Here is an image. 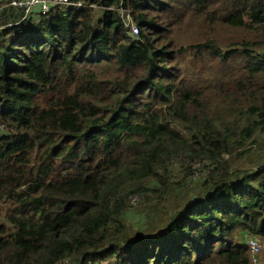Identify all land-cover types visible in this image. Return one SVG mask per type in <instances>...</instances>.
Listing matches in <instances>:
<instances>
[{
  "label": "trees",
  "instance_id": "16d2710c",
  "mask_svg": "<svg viewBox=\"0 0 264 264\" xmlns=\"http://www.w3.org/2000/svg\"><path fill=\"white\" fill-rule=\"evenodd\" d=\"M72 1L97 9L0 30V264H252L250 239L264 264V157L234 166L264 134V0ZM181 155L207 175L131 222L188 186Z\"/></svg>",
  "mask_w": 264,
  "mask_h": 264
},
{
  "label": "built area",
  "instance_id": "2783aa9c",
  "mask_svg": "<svg viewBox=\"0 0 264 264\" xmlns=\"http://www.w3.org/2000/svg\"><path fill=\"white\" fill-rule=\"evenodd\" d=\"M75 8L76 10L81 7H88L91 9H97V6L93 4L86 5L83 2H74L72 0H0V14L4 9H14L13 11L17 12L20 17L16 22L8 23L4 26H0L1 29L9 28L15 26L29 17L38 19L41 15H46L50 13L55 8ZM109 10H116L119 13V16L122 20V24L125 30L131 37H137L138 28L133 21L131 13L127 8H109ZM0 130H4V127L0 126ZM182 166L188 167L191 171L190 179L194 182H197L201 179L206 170L211 168L210 162L205 159H194L191 160L188 157L183 155L178 156L173 159L171 167L181 169ZM145 199L143 194L134 195L129 200L130 208L137 205L139 200ZM132 209V208H131ZM248 245L251 250V260L252 264H260L262 258L261 250L262 246L258 239H250Z\"/></svg>",
  "mask_w": 264,
  "mask_h": 264
},
{
  "label": "rangeland",
  "instance_id": "374dc122",
  "mask_svg": "<svg viewBox=\"0 0 264 264\" xmlns=\"http://www.w3.org/2000/svg\"><path fill=\"white\" fill-rule=\"evenodd\" d=\"M66 8L64 7V10ZM14 10V9H12ZM3 16L2 14L0 15V21H7V18ZM11 16L8 18L10 19ZM4 19V20H3ZM3 22V23H4ZM1 26V25H0ZM258 143L255 144L254 146H251L249 152L247 154H245L242 158H238L236 160H234V166H243L246 168H250V167H255V165H253V163L255 162V159L257 158V153L261 152V155L264 157V134H262L261 136H258L257 138ZM187 167L182 166L181 169L179 168H173L171 167V177H172V182L175 183H179L180 181H182L185 178V173L184 170ZM210 170V169H209ZM209 170H206V172L201 175V177L203 178L204 176L207 175V173L209 172ZM201 178V179H202ZM199 179V180H201ZM198 180V181H199ZM197 181V182H198ZM194 181H192L191 179L188 182V186L184 187V188H178L176 186H172L170 187V189L167 191V193H164L163 195H168V196H172L175 194V190L177 189V191L181 190V193L179 194V196L175 197V198H158L157 194H150L149 196L145 195V199L139 200L138 204L131 207L133 210H128L126 213V217L130 218L131 222L135 223V224H140L141 226H143L144 228L147 227L148 223H156L158 224L157 226H160L161 223H165L168 219L169 216H171V214L169 215L168 212H170L171 210L169 209V201L173 200L174 203L176 204L175 206V210H177L178 207V203L180 204L182 201H180V199H184V197H186V194L188 191H186L187 189H191L195 187ZM147 196V197H146ZM149 197V198H148ZM4 209L1 208L0 209V224L4 222L3 219V214H4ZM129 222V220H128ZM140 227L137 226H129V232H138ZM235 237L237 240H239L240 242H245L246 240V236L242 233L240 234V232H236L235 233Z\"/></svg>",
  "mask_w": 264,
  "mask_h": 264
},
{
  "label": "crops",
  "instance_id": "0c3cea01",
  "mask_svg": "<svg viewBox=\"0 0 264 264\" xmlns=\"http://www.w3.org/2000/svg\"><path fill=\"white\" fill-rule=\"evenodd\" d=\"M1 14L7 18V21H5V22L4 21H0V25L1 26H4V25H6V24H8L10 22L11 23L16 22L19 19V17H20V15L17 12H15V11H13L11 9H4V10H2V13ZM10 16H11V18L8 19Z\"/></svg>",
  "mask_w": 264,
  "mask_h": 264
}]
</instances>
